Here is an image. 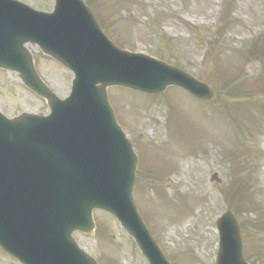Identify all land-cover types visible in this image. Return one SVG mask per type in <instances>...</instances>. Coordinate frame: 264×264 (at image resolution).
<instances>
[{
    "label": "rangeland",
    "instance_id": "1",
    "mask_svg": "<svg viewBox=\"0 0 264 264\" xmlns=\"http://www.w3.org/2000/svg\"><path fill=\"white\" fill-rule=\"evenodd\" d=\"M18 1L38 11L53 5ZM85 1L118 46L161 59L217 95L205 102L174 87L153 97L108 89L139 158L135 205L165 257L171 264H214L215 222L229 212L239 224L246 263L264 264V53L256 51L264 43V0ZM185 19L204 23L193 27ZM27 48L40 77L64 98L71 74ZM228 80L241 85L236 98L228 96L229 84L225 90ZM224 104L238 105L229 116ZM0 111L11 118L49 110L16 74L0 71ZM214 173L220 184L210 181ZM93 219L94 236L74 239L98 264H147L114 218L95 211ZM0 264L18 263L0 249Z\"/></svg>",
    "mask_w": 264,
    "mask_h": 264
},
{
    "label": "water",
    "instance_id": "2",
    "mask_svg": "<svg viewBox=\"0 0 264 264\" xmlns=\"http://www.w3.org/2000/svg\"><path fill=\"white\" fill-rule=\"evenodd\" d=\"M54 2V12L45 15L0 0V68L17 72L51 110L47 118L22 114L8 121L0 116V246L21 264H96L71 234L92 235V210L100 208L118 219L148 264H168L133 205L137 158L115 123L106 88L155 95L177 85L200 100L213 101L215 95L164 63L112 51L95 33L81 0ZM27 43L74 73L66 101L60 102L38 79ZM146 77L149 85L160 86H134L136 78ZM79 134L92 139H71ZM211 181L219 183L216 174ZM217 229L216 264H245L232 216L223 215Z\"/></svg>",
    "mask_w": 264,
    "mask_h": 264
},
{
    "label": "bare ground",
    "instance_id": "3",
    "mask_svg": "<svg viewBox=\"0 0 264 264\" xmlns=\"http://www.w3.org/2000/svg\"><path fill=\"white\" fill-rule=\"evenodd\" d=\"M212 12V10L211 9H209V11H208V13H211ZM193 23H200V24H203L204 22H203V20L202 19H199L197 22H195L197 19H190Z\"/></svg>",
    "mask_w": 264,
    "mask_h": 264
}]
</instances>
